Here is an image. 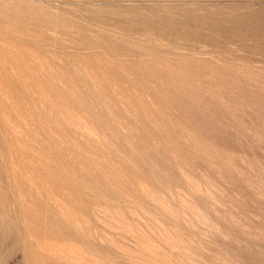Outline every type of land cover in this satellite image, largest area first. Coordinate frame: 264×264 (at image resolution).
Wrapping results in <instances>:
<instances>
[{
  "label": "rangeland",
  "instance_id": "obj_1",
  "mask_svg": "<svg viewBox=\"0 0 264 264\" xmlns=\"http://www.w3.org/2000/svg\"><path fill=\"white\" fill-rule=\"evenodd\" d=\"M0 264H264V0H0Z\"/></svg>",
  "mask_w": 264,
  "mask_h": 264
}]
</instances>
